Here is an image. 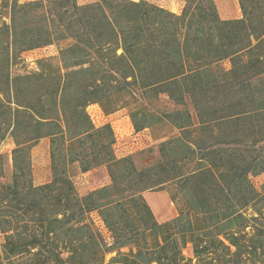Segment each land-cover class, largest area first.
Listing matches in <instances>:
<instances>
[{
    "label": "trees",
    "instance_id": "1",
    "mask_svg": "<svg viewBox=\"0 0 264 264\" xmlns=\"http://www.w3.org/2000/svg\"><path fill=\"white\" fill-rule=\"evenodd\" d=\"M237 1L241 16L221 19L214 0H183L179 14L147 0H0V141L14 146L8 183L0 154V264H248L264 254V182L251 180L264 173V0ZM66 40L32 70L14 69L25 52ZM92 104L106 115L128 108L136 132L175 134L137 168L115 155L109 124L92 123ZM41 138L51 179L34 185ZM99 165L109 184L79 195L73 170ZM145 190H165L177 214L157 221ZM188 244L196 263L182 254Z\"/></svg>",
    "mask_w": 264,
    "mask_h": 264
},
{
    "label": "rangeland",
    "instance_id": "2",
    "mask_svg": "<svg viewBox=\"0 0 264 264\" xmlns=\"http://www.w3.org/2000/svg\"><path fill=\"white\" fill-rule=\"evenodd\" d=\"M80 3L93 2V0H78ZM136 1V0H135ZM151 1L163 8H167L171 12L179 14L183 6V0H147ZM216 9L218 10L220 18L232 19L241 16V10L238 6L237 0H214ZM1 5V3H0ZM8 21V20H7ZM60 42L54 44L51 47L40 48L31 52H26L23 54L22 58L26 62L22 61L19 65L15 66V70L22 72L24 70H32L35 65V61L38 57L42 56H56L58 49L61 46L66 45V42ZM221 67L229 68L227 61L222 62ZM167 106H170L169 104ZM100 108V107H99ZM87 109V107H86ZM91 111L92 109H89ZM191 110V109H190ZM102 111V109H101ZM87 112V111H86ZM96 113L97 110H92V113ZM103 112V111H102ZM104 114V113H103ZM106 115V114H104ZM101 118L99 117V120ZM106 122L104 124H109L114 133V153L117 157H125L130 155L134 158L135 165L137 168H142L143 166L150 165L155 162L157 158V145L161 140H164L175 134V130L170 127L156 125L153 128H145L136 132L135 128L132 126L131 118L128 113V108H121L111 114H107L106 118L102 119ZM102 122V121H100ZM100 125H103L101 123ZM13 141L11 138L7 137L0 141V154L4 160L3 166V177L2 182L8 183L11 181L12 177V160L11 151L13 149ZM31 174L32 182L34 185H40L42 183L48 182L51 179L50 173V159H49V145L47 138H41L35 146L31 149ZM72 180L74 186L76 187L77 193L79 195L85 194L87 191L98 189L101 186L107 185L110 182L108 171H106L105 166L99 165V167L92 168L85 173L79 172L77 169L73 170ZM256 188L260 189L261 184L264 182V173L252 176ZM148 203L151 211L154 213L155 218L159 222H163L162 218L170 220L173 216L177 214L175 206L171 203L170 198L165 190H145L142 193ZM251 213V209L248 213ZM91 218L97 228L103 233L107 241H109V233L107 229L104 228L102 221L100 220L98 214L91 213ZM166 220V221H167ZM262 225L264 220L261 221ZM2 241V236L0 237V243ZM122 251H128L127 248H123ZM33 249L31 250V253ZM182 254L186 258H192V263H196V259L193 257L191 252V245L188 244L183 250ZM114 253H108L105 255V263H107ZM31 257V254L29 255ZM207 264V263H202ZM231 264V263H228ZM248 264H264V254H260L257 257H253Z\"/></svg>",
    "mask_w": 264,
    "mask_h": 264
},
{
    "label": "built area",
    "instance_id": "3",
    "mask_svg": "<svg viewBox=\"0 0 264 264\" xmlns=\"http://www.w3.org/2000/svg\"><path fill=\"white\" fill-rule=\"evenodd\" d=\"M29 52H31V51H29ZM26 53V52H25ZM88 108L89 109H92V110H97V112L95 113H92V110L91 111H89L88 110ZM86 111H87V115H89V117H90V120L92 121V123L97 127L98 125H100L101 123H105L106 122V119L105 120H102V119H104V118H106V115H104L103 114V112L101 111V109L99 108V105L97 104H92V105H89V106H87V109H86ZM99 117L101 118L100 120H99ZM100 121H102V122H100ZM108 124V123H107Z\"/></svg>",
    "mask_w": 264,
    "mask_h": 264
},
{
    "label": "crops",
    "instance_id": "4",
    "mask_svg": "<svg viewBox=\"0 0 264 264\" xmlns=\"http://www.w3.org/2000/svg\"><path fill=\"white\" fill-rule=\"evenodd\" d=\"M174 217V216H173ZM167 219L162 218V221H166Z\"/></svg>",
    "mask_w": 264,
    "mask_h": 264
}]
</instances>
